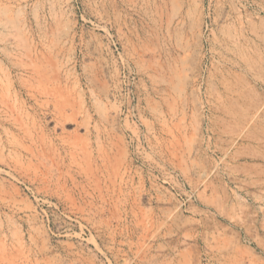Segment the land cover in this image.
I'll return each instance as SVG.
<instances>
[{
    "label": "rangeland",
    "instance_id": "374dc122",
    "mask_svg": "<svg viewBox=\"0 0 264 264\" xmlns=\"http://www.w3.org/2000/svg\"><path fill=\"white\" fill-rule=\"evenodd\" d=\"M239 40L264 0H0V264H264Z\"/></svg>",
    "mask_w": 264,
    "mask_h": 264
},
{
    "label": "bare ground",
    "instance_id": "6f19581e",
    "mask_svg": "<svg viewBox=\"0 0 264 264\" xmlns=\"http://www.w3.org/2000/svg\"><path fill=\"white\" fill-rule=\"evenodd\" d=\"M228 52L234 59H236L233 63L235 66L256 71V77L264 82V53H262V51H255L253 56L249 57L245 46L239 40L231 43Z\"/></svg>",
    "mask_w": 264,
    "mask_h": 264
}]
</instances>
